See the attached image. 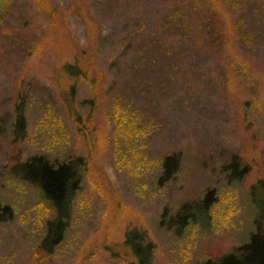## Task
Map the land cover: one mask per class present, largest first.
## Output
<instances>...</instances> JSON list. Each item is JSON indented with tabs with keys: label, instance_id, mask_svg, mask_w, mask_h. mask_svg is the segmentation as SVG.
<instances>
[{
	"label": "rangeland",
	"instance_id": "374dc122",
	"mask_svg": "<svg viewBox=\"0 0 264 264\" xmlns=\"http://www.w3.org/2000/svg\"><path fill=\"white\" fill-rule=\"evenodd\" d=\"M8 2L0 18V115L12 110L23 79L27 121L22 140L12 142L8 131L0 137V165L17 152L59 160L80 155L84 165L63 240L44 260L34 251L50 211L30 185L0 169V198L12 211L0 222V264H129L124 231L133 226L149 230L155 243L152 264H198L247 241L254 210L249 188L264 179V20L257 46L243 56L247 70H225L224 53L203 54L196 43L185 55L161 61V78L144 76L146 86L139 88L135 59L113 66L111 48L118 39H100L96 59L106 74L92 111L82 102L93 98L89 85L80 81L75 95L68 96L72 79L59 70L76 54L75 42L88 41L82 14L95 15L99 35L116 27L121 37L127 22L121 20L146 18L153 5L143 9L139 0ZM26 18L24 50L6 39ZM71 98L72 110L66 106ZM173 152L179 155L177 170L170 180L158 182L162 159ZM232 157L242 172L234 173L238 166L222 169ZM208 190L215 199L205 223L189 224L179 233L160 224L163 211L172 213Z\"/></svg>",
	"mask_w": 264,
	"mask_h": 264
},
{
	"label": "trees",
	"instance_id": "16d2710c",
	"mask_svg": "<svg viewBox=\"0 0 264 264\" xmlns=\"http://www.w3.org/2000/svg\"><path fill=\"white\" fill-rule=\"evenodd\" d=\"M158 1L163 4H157ZM158 1L139 0L138 5H142L143 9H146L147 5L153 6L149 10L146 9V18L139 15L136 18H123L121 21L127 20V22L123 25V35L118 36L119 38L116 27H113L107 35H99L100 27L97 18L85 10L82 16L89 28L88 41L84 45H80L76 41V54L59 66V70L72 79L68 96H74L78 83L85 81L89 85L93 98L89 101L83 98L82 102L84 105L87 103L89 109L93 111L94 105H96L94 98L103 85V76L106 74V69L102 68L96 59L97 47L104 39L111 42H114L115 38L118 39L115 43L116 47L111 48L113 66L119 67L122 65L120 63L125 62L127 58L135 59L134 62H137L138 66H133L136 76L132 74L139 77V80L136 81L137 78L134 79L132 76V79L136 81L135 88H139L143 84L146 86L147 81L142 80L144 76L153 74L160 77L162 71L158 65L161 61H170L168 59L175 58L177 55H185L191 45L196 43L197 51L203 54H214L216 50L219 54L224 53L225 57L222 63L225 65V70H247L243 56L246 53H251L257 46L260 30L258 26L260 21L264 20V0ZM43 3L45 4V1ZM7 7H9L8 0L0 1V18L7 13ZM45 7L47 8L46 12L48 10L53 14L52 7L48 3L45 4ZM152 13L154 17H150ZM29 20L26 18L22 24L16 25L17 31L10 34L6 43H12L14 47L26 50L23 45H25V41L29 40V37L23 40L22 32L29 24ZM132 25L136 26L132 27ZM129 26L131 28L127 32L126 29ZM18 40L20 44L17 42ZM231 55L236 56V60L231 59ZM18 83L16 86L18 94L12 105V110L9 114L2 113L0 115V137L6 135L5 133L8 131V136L11 133L14 143L25 137L27 121V89L23 79H19ZM72 105L73 98L67 99L66 106L70 110H72ZM90 110L86 114L85 120L90 119V112H92ZM77 116L80 118L78 120L83 122L82 117ZM80 129L82 130V128ZM178 163L179 155L176 152L163 157L157 181L170 180L177 170ZM83 165L80 155H67L64 159L59 160L44 154L26 155L21 152L10 156L5 163L0 165V169L6 171L8 175L30 185L50 211V216L45 224V232L34 251L38 260L47 259L63 240L75 195L81 187ZM235 166L238 168L234 173L244 170V167H239L236 157H232L222 169L226 170ZM213 194V190H208L198 199L182 202L172 213L167 210L163 211L160 224L179 233L189 224L205 223L208 219V209L215 199ZM249 201L254 210L252 214L253 229L247 241L216 258H209L198 264H264V179L250 186ZM11 215L10 206L0 198V222L9 219ZM124 243L133 259V261H129V264H152L155 243L146 227L126 228Z\"/></svg>",
	"mask_w": 264,
	"mask_h": 264
}]
</instances>
